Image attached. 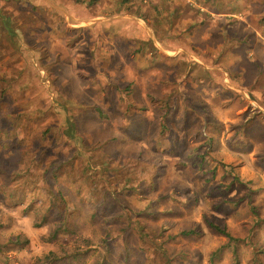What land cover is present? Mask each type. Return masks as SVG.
<instances>
[{
    "label": "rangeland",
    "instance_id": "obj_1",
    "mask_svg": "<svg viewBox=\"0 0 264 264\" xmlns=\"http://www.w3.org/2000/svg\"><path fill=\"white\" fill-rule=\"evenodd\" d=\"M0 264H264V0H0Z\"/></svg>",
    "mask_w": 264,
    "mask_h": 264
},
{
    "label": "trees",
    "instance_id": "obj_2",
    "mask_svg": "<svg viewBox=\"0 0 264 264\" xmlns=\"http://www.w3.org/2000/svg\"><path fill=\"white\" fill-rule=\"evenodd\" d=\"M93 1L96 2V1H99V0H93ZM98 113L101 114V115H104V113L102 112L101 108H98ZM200 167H201V166H200ZM209 225H210V227H211L214 231L219 232V233H222V234L226 235L227 237H229L230 239H235V238L231 235V233L227 230V228H226L225 226H222V225H220V224H218V223H215V222H213V221H209ZM194 233H197V231H196L195 228L182 231V234L185 235V236H191V235L194 234ZM218 253H219V252H217V254H218ZM217 254H216V255H217ZM218 256H219V254H218Z\"/></svg>",
    "mask_w": 264,
    "mask_h": 264
}]
</instances>
